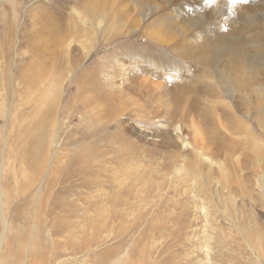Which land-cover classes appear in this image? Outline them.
Here are the masks:
<instances>
[{
	"label": "rangeland",
	"instance_id": "1",
	"mask_svg": "<svg viewBox=\"0 0 264 264\" xmlns=\"http://www.w3.org/2000/svg\"><path fill=\"white\" fill-rule=\"evenodd\" d=\"M198 1L184 6L189 9ZM49 3L26 0L24 5ZM22 15L18 30L24 24L29 40L19 43L17 28L13 38L0 39V264H33L45 244L50 250L58 245L65 253L80 247L88 255L62 256L59 260L69 259L62 264H96V259L117 253L125 254L119 264H264V129L259 126L264 101L254 98L247 104L213 83L226 70L224 60L202 70L172 56V40L165 49L149 44L140 33L103 46L90 30L79 42L67 40L41 57L30 45V19ZM156 17L151 19L161 20ZM261 23L264 27V17ZM253 27L255 39H264ZM193 36L187 34L178 45L197 52L196 46L187 45ZM134 53L178 64L183 79L197 80L203 89L196 97V90L185 88L183 101L203 113L210 101L221 102L214 109L221 124L230 129L232 114L252 127L250 133L228 136L217 122L207 124L218 133L217 139L209 133L207 141H216L212 152L219 153L207 155L208 162L169 143L175 133L170 111L176 92L186 85L151 76L144 69L148 65L130 66L121 76L117 61ZM257 62L260 73L264 60ZM149 76L164 80L170 94L138 90L135 82ZM54 77L58 93L51 92L52 86L43 88ZM104 87L117 96L110 99L115 103L89 102L97 90L105 93ZM155 101L168 106L158 109ZM251 135L256 139L252 144ZM232 143L237 145L236 159L230 161L226 152ZM258 144L263 154H255L252 146ZM86 150L96 151L88 162L83 159ZM62 223L66 225L60 230Z\"/></svg>",
	"mask_w": 264,
	"mask_h": 264
},
{
	"label": "bare ground",
	"instance_id": "2",
	"mask_svg": "<svg viewBox=\"0 0 264 264\" xmlns=\"http://www.w3.org/2000/svg\"><path fill=\"white\" fill-rule=\"evenodd\" d=\"M25 1L26 0H0V39L3 38L4 40V38H7L9 40L16 34L19 43L29 40L25 33L26 29L24 28V24L22 26V31L18 30L21 25L18 19L19 16L23 14L24 19H30L31 23V27H28L30 28L29 32H33L29 35V38L32 40L30 45L41 54V57H45V51L48 49L51 52L56 51L55 47L67 40L79 42V39L81 37L85 38L86 33L90 30L93 32L94 36L91 38L93 40L100 39L97 44L103 46H110L111 43L115 42L117 39L122 37L126 38L131 34L135 35L137 33L143 34V37H146L148 42H150L149 44L165 49H167V46L171 47L168 44L172 40L175 47L169 49L172 52L171 55L181 59H188L195 65H198L202 70H207V67L215 68L219 60H224L227 66L225 68L226 70L219 72V76L212 79L216 80V82L213 83L219 85L217 87L228 96L231 97L234 94L235 96L240 95L239 97L241 98L242 96L244 102L247 104H250V101L254 98H257L261 102L264 101V81L262 80L264 78H259L260 76H264V70H261L260 73L256 70V68L259 67L257 66V60H264V39H255L253 36L255 33L253 32V34L251 29L253 26L257 25L260 30H257L256 33L258 35L256 36L264 38V27L261 26L263 23H261V19L264 17V0H247L248 2L259 3V5L256 4L257 6H238L239 4L233 5L231 3V1L238 0H226L218 4H215L213 0V2H211V0H199L197 3H193L192 7H189V9L184 5L188 6L190 5L188 1L195 0H50L49 6L47 7L37 5L28 8L24 5ZM203 1L208 2L206 3ZM4 2L8 5L6 9L2 8ZM207 4L210 7L208 6L206 9L203 8ZM67 9L70 10V13L66 12ZM245 14L248 18H244ZM153 15H156L157 19L160 17L161 20L151 19ZM147 19H150L151 22L147 25H143L142 23ZM157 27L158 29H156ZM14 28H17L15 34H13ZM187 34L197 35L193 36L196 38L187 42V45L196 46L197 52L182 49L178 45L180 40L187 36ZM91 49L92 47L86 50L84 53L85 55H83L81 59L82 61L88 58ZM116 65L119 70L118 74L121 76H125L130 66L137 67L148 65V68H143L148 71L151 76H161L167 79L166 82L173 81L177 86L186 85L182 88L179 87L181 89L176 92V101H174L175 99L173 100L175 107H173V109L171 108L170 118L172 122L171 126L175 133L173 136L174 139L169 143L176 144L174 146H179L183 150L196 152V154H194L196 159H202V161L208 162L210 157L219 155L218 152H212V148H214L213 144H216V141L212 143H208L207 141V138H210L209 133L212 134L215 131V129L213 131L212 128L209 130L207 124L217 122L220 131L228 136L238 132L250 133V129H252V127L245 125L244 122L238 120L232 114L229 116L228 120L232 127L229 129L222 125L219 116L214 114V109L220 108L219 105L221 102L210 101L212 105L207 110L205 109L206 112L203 113L192 106L190 103L191 101H183L185 88L191 87L194 91L196 90V97L198 91H203V89L201 88V83L197 82V80L193 81L191 79L185 81L182 77L185 73L178 64L171 62L165 64L161 62V59L156 57L149 58L146 54L139 55L134 53L129 54L126 59L123 58L117 61ZM95 68L98 67L95 66ZM258 71L260 70L258 69ZM126 79L127 78H124V80ZM163 81H161L162 83L151 81L149 76V78H140V80L135 83L138 86V90L146 92V90L151 88L156 91L160 90V93H163V95H168L170 92L165 90L169 86L163 83ZM92 82L93 85H97L95 80ZM209 85L212 86V84ZM49 86L54 87L51 92L56 91V93H58L59 82L56 77L51 78L43 88ZM212 87L214 88L215 86ZM99 88L103 89L101 85H99ZM122 88H124V86ZM101 89L99 91L97 90L89 102L95 100V102H104L105 105L108 103L114 104L115 101L110 100L112 97L113 99L115 98V100L117 98V96L114 97L111 95L113 91L104 87L105 93H103ZM173 94L174 93H172V95ZM165 102L166 101H155L158 109H165V107L168 106ZM262 107L263 105L261 104L260 108ZM259 126L261 130L264 129L263 113L259 118ZM231 129H233V132L229 131ZM212 136L217 139L218 133H213ZM86 137L85 134L83 138ZM248 137L249 134L247 138ZM233 140L235 142L236 139ZM255 140V137L251 135L250 144ZM236 147L237 145L235 143H232L231 147L227 146L228 152H226V155L229 156L230 161L236 159V157L232 158L235 154ZM252 147H254L253 150L255 154L257 152L263 154V151L259 149V144L258 146L253 145ZM95 153H93L92 150H86L84 152L86 158L83 159L88 162ZM207 155H209V158ZM236 166L238 165L236 164L235 167ZM262 184L264 185V181H262ZM68 205H71V202H69ZM2 225L5 229L6 225L3 220ZM65 225L66 224L62 223L59 229H63ZM58 232L59 230L56 231V233ZM70 251L69 253H65V249H61L58 245L50 250L45 244L40 250L38 259L34 261L33 264H62L64 261L67 262L69 260H59L62 256L71 258L70 256L75 257L82 254V257H88L80 247L70 249ZM124 256L125 254L118 255L117 253L109 257L108 260L100 259L98 261V259H96V264H119L121 258Z\"/></svg>",
	"mask_w": 264,
	"mask_h": 264
},
{
	"label": "snow or ice",
	"instance_id": "3",
	"mask_svg": "<svg viewBox=\"0 0 264 264\" xmlns=\"http://www.w3.org/2000/svg\"><path fill=\"white\" fill-rule=\"evenodd\" d=\"M241 2H245V0H241Z\"/></svg>",
	"mask_w": 264,
	"mask_h": 264
}]
</instances>
